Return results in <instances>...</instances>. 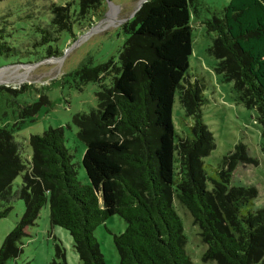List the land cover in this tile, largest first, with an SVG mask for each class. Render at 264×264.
Segmentation results:
<instances>
[{"label": "trees", "instance_id": "obj_1", "mask_svg": "<svg viewBox=\"0 0 264 264\" xmlns=\"http://www.w3.org/2000/svg\"><path fill=\"white\" fill-rule=\"evenodd\" d=\"M110 1L52 3L41 17L27 12L16 22L11 10H0V59L18 65L59 58L60 45L76 37L75 29L86 32L103 18ZM197 4L148 0L121 26L126 37L116 60L97 66L86 60L66 76L77 89L96 85V107L71 118L76 139L84 144L86 182L78 180L63 128L31 135L25 153V145L0 126V220L14 200L24 205L0 247V264L22 253L25 230L36 224L47 201L50 224L69 233L80 264H105L93 233L114 215L126 223L123 233L113 235L119 264H191L173 199L209 246L203 261L264 264V207L254 209L253 186L232 183L238 167L255 164L246 146L237 143L213 175L204 168L215 140L202 119L206 83L188 76L191 11ZM201 24L214 35L207 53L215 59V75L232 84L236 105L257 112L264 143V0H230ZM176 95L191 119L187 136H179L173 122ZM43 101L24 111L35 119ZM17 177L21 184L14 188ZM54 248L51 264H66L62 245Z\"/></svg>", "mask_w": 264, "mask_h": 264}, {"label": "rangeland", "instance_id": "obj_2", "mask_svg": "<svg viewBox=\"0 0 264 264\" xmlns=\"http://www.w3.org/2000/svg\"><path fill=\"white\" fill-rule=\"evenodd\" d=\"M69 0H0V10H11L15 22L18 17L29 12L37 19L48 12L50 4L65 5ZM148 0H111L107 2L103 18L92 21L86 32L74 30L75 38H67L66 44L60 45L62 56L56 59L9 65L11 59H0V88L17 91V93L0 90V126L12 132L16 141L25 145L31 135H40L49 128H63L65 147L77 164V177L81 183L86 182L81 158L84 144L76 139V127L71 118L75 113H87L96 107V85L88 83L75 88L66 77L80 63L87 60L90 66H97L111 57L116 60L119 49L126 37L121 26L128 22ZM230 0H197L196 11L192 10V55L189 59L188 76L203 78L206 83L204 97L206 103L202 108V119L215 140V149L206 157L204 168L208 175H213L221 158L241 142L248 156L255 164L238 167L232 175V183L237 186H253L257 190L254 209L264 207V147L257 122V112L232 100V84L222 83L213 71L215 59L208 55L207 49L214 38L206 32L201 21L210 19L219 13ZM41 12V13H40ZM33 14V15H32ZM66 77V78H65ZM44 98L37 117L26 113V107L38 99ZM172 118L179 136L189 134L191 119L185 113L175 96ZM21 184L17 177L13 187ZM172 205L182 222L185 237V252L191 264H217L215 260L203 261V255L209 246L203 241L201 231L193 223L190 214L173 199ZM24 213L23 202H12L9 215L0 220V247L6 236L12 231ZM126 223L119 216L109 217L98 226L93 235L105 264H119V254L113 244V235L123 233ZM21 241L22 253L15 260L5 264H51L55 255V245L60 244L65 251L66 264H80L70 235L64 229L52 226L49 219V202L41 209L36 224L25 230ZM264 262V257H263Z\"/></svg>", "mask_w": 264, "mask_h": 264}]
</instances>
